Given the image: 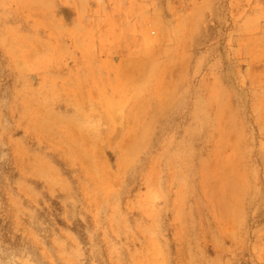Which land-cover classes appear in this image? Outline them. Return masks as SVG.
I'll return each mask as SVG.
<instances>
[{
    "label": "rangeland",
    "instance_id": "374dc122",
    "mask_svg": "<svg viewBox=\"0 0 264 264\" xmlns=\"http://www.w3.org/2000/svg\"><path fill=\"white\" fill-rule=\"evenodd\" d=\"M0 264H264V0H0Z\"/></svg>",
    "mask_w": 264,
    "mask_h": 264
}]
</instances>
